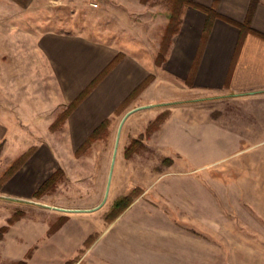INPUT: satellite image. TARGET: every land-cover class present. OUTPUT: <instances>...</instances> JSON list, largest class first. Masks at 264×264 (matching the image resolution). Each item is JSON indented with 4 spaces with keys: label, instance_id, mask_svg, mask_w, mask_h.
Returning a JSON list of instances; mask_svg holds the SVG:
<instances>
[{
    "label": "crops",
    "instance_id": "obj_1",
    "mask_svg": "<svg viewBox=\"0 0 264 264\" xmlns=\"http://www.w3.org/2000/svg\"><path fill=\"white\" fill-rule=\"evenodd\" d=\"M40 1L0 0V140L44 138L35 145L30 141L37 147L36 152L8 175L0 193L29 198L53 174L50 167L46 174L51 162L56 163V168L66 169L63 160L52 151L50 140L45 139L54 132L52 125L59 116L87 89L89 94L58 127L75 118L80 123L94 119L95 114L100 119L86 137L89 140L104 128L102 124H108L111 114L123 112L136 99H146L158 90L161 79L165 80L152 70V66H158L154 60L148 67L142 60L135 61L130 51H115L110 45L93 44L85 52L77 45L68 52L61 41L64 34L45 29L42 19L36 21V17L43 18V10L36 5ZM192 1L214 7L222 18L215 19L210 33L204 36L206 14L184 7L181 24L161 64L171 88L170 97L187 90L192 95L235 99L243 105L236 106L233 124L226 117L212 123L210 117L198 120L195 115L183 118L172 114L170 120L178 125L173 131L164 132L161 140H182L193 149L198 146L202 160L199 166L209 163L211 144H217V160L227 161L235 156L236 175L240 178L245 175L243 163L249 157L250 183L243 178L240 183L235 182L236 199L241 201L236 209L243 210V194L250 193L252 210L258 217L264 215L259 202V195L264 193V170L260 166V161H264V0H259L250 18L249 26L254 31L239 26L248 19L252 0ZM118 56L119 60L107 71ZM150 77L145 88L133 96ZM162 95L159 90L160 99ZM87 108L89 116L79 117ZM136 110L128 111L127 117ZM36 130L45 131L35 134ZM30 149L12 156L11 162ZM71 171L66 170V178L90 173ZM109 172L110 168L101 170L100 179H93L94 184L89 187V182L74 180L75 190H92L85 191L76 201L53 200L62 195L60 186L57 195L34 203L33 215L10 226L8 232L22 235L20 242L25 243L18 253L13 248L11 257L7 251L8 260H24L31 251L27 264H211L210 240L194 232L195 224L206 228L211 224L210 179L206 184L191 171L162 174L153 190L147 189L117 213L116 201L126 197L122 179L126 170H113L111 200L106 202L103 199ZM223 190L226 186L220 187L219 191Z\"/></svg>",
    "mask_w": 264,
    "mask_h": 264
},
{
    "label": "rangeland",
    "instance_id": "obj_2",
    "mask_svg": "<svg viewBox=\"0 0 264 264\" xmlns=\"http://www.w3.org/2000/svg\"><path fill=\"white\" fill-rule=\"evenodd\" d=\"M126 1L128 0H41L36 5L43 10V18L36 17V21L42 19L45 29L64 34L61 41L67 45L68 52L73 51L77 45H80L78 48L83 51L93 44L110 45L115 51H130L136 57L135 61L142 60L148 67L152 66L154 60L158 66L154 69L152 66V70L166 80V70L161 64L168 53L173 36L168 18L172 1ZM165 80L161 79V86L157 91L153 90L146 99H136L123 112L111 114L108 124L89 140L86 137L98 123L96 120L100 119L95 114L94 119L80 123V120L75 118L51 132L49 139L45 140H50L52 151L63 160L66 169L56 168V163L51 162L46 174L49 173L50 167L53 174L57 173V180L41 198L0 193V264H13L8 260V256L13 248L18 249L17 253L21 251L25 243L20 242L22 235L15 231L8 232L10 219L14 224L23 217L33 215L31 206L39 203L43 197L57 195L60 186L62 195L53 197V200L76 201L78 197L80 199L85 191L90 193L92 190L82 187L75 190L72 187L75 185L73 181L77 179L89 182V187L94 184L93 179H100L98 174L101 170L109 168L103 199L106 202L111 200L109 189L113 170H126V177L122 178L125 180L124 191L126 196L129 195L133 200L147 189H152L155 181L165 173L191 171V175L200 181L205 180L206 184V180L210 179L211 224L209 228L195 224L194 232L210 240L211 264H264V215L259 214L256 217L252 210L250 193L243 194V210L236 209L241 201L236 199L235 182L240 183L243 178L242 181L250 183V158L244 160L245 175L240 178L236 175L235 156L227 161L217 160V144H211L210 160L207 159L209 163L199 166L202 160L198 146H195L194 150L193 146H188L181 142L182 140H161L164 132L173 131L177 127L178 124L170 120L176 113L183 118L195 115L200 118L198 120L210 117L212 123H218L220 117H226L227 122L233 124L236 106L243 105V102L231 98L192 95L187 90L176 91L173 98L170 97L171 88ZM179 84L184 86L181 81ZM159 90L163 92V99L158 97ZM166 92L169 96L164 95ZM62 105L60 107L63 109ZM135 109L138 110L127 117L126 113ZM87 114L89 116L88 108L78 116L82 118ZM160 116H163V119L158 123V127L149 133L148 127ZM44 131L36 130L35 134ZM42 140L43 137H36V140H0V171L3 174L0 177V187H3L9 178L8 170L14 172L21 166L27 157L36 152L37 147L34 145ZM117 140L119 143L116 146ZM30 141L34 145L29 144ZM115 146L117 153H114ZM30 147L28 153L19 155L15 162H11L12 156L21 154ZM128 149L129 153L126 155ZM237 157L241 162V157ZM60 158L56 157V160ZM260 164L264 170V161H260ZM7 166H10L8 170L5 169ZM80 169L90 173H81L77 178H66V170L71 173V170ZM223 186H226V191H219ZM259 197V202L262 203L260 211L264 214V193ZM110 212L113 213V210ZM8 225V230L4 232L2 228ZM16 238L18 240L15 241ZM23 239L25 241V236ZM7 251L10 253L8 256ZM28 254L31 255V251L26 254L25 261Z\"/></svg>",
    "mask_w": 264,
    "mask_h": 264
},
{
    "label": "trees",
    "instance_id": "obj_3",
    "mask_svg": "<svg viewBox=\"0 0 264 264\" xmlns=\"http://www.w3.org/2000/svg\"><path fill=\"white\" fill-rule=\"evenodd\" d=\"M143 2L147 1V0H142ZM172 1V7L170 9V12L168 14V18H169V28L170 30H172V35H174L177 30L179 25L181 24V16H182V12L184 7L186 6H191L194 7L196 9H199L201 11H203L206 16V24L204 27V36H207L213 26V23L215 21V19L217 18H222L221 15L216 11V9L214 7H205L202 5H199L195 2H193L192 0H171ZM219 1V0H216ZM259 0H252V3L250 5V9L248 12V19L246 20V22L242 25L239 24V26L241 27L242 30H246V31H254L252 28H250L249 24H250V18L251 15L256 7V5L258 4ZM119 60V56L116 58V60L108 67L107 71L109 69H111V67H113L116 62ZM151 80V77L148 78V80L142 85L140 86L138 89L135 90V92L133 93V96L137 95L139 92H141L143 90V88H145V86L149 83V81ZM90 89H87L79 98L78 100H76V102L72 103L60 116L59 118L56 120V122L54 123V125H52V130H55L63 121L66 117H68L70 115V113L77 107V105L89 94ZM163 119V116L158 117L151 125L150 127H148V132H152L153 129H155V127L158 125V123ZM105 125H107V122H105L104 124H102L103 127H105ZM158 127V126H157ZM101 129V128H100ZM98 129L95 134L100 130ZM152 130V131H151ZM95 134L93 135V137L95 136ZM91 137V138H93ZM90 138V139H91ZM129 153V149L126 151V155H128ZM12 171L8 170V175L11 173ZM57 180V173L52 174L33 194L34 198H41L46 192L49 191V189L51 187L54 186V184L56 183ZM133 201V199L128 195L124 198H120L118 201H116L115 205H114V210L118 213L121 212L124 208H127L128 205H130V203ZM8 224L11 226L13 224V221L10 219L8 221ZM8 226H4L2 229L5 232L6 230H8L9 228ZM29 255V254H28ZM13 264H27V262L25 260H21L18 261L16 263Z\"/></svg>",
    "mask_w": 264,
    "mask_h": 264
},
{
    "label": "water",
    "instance_id": "obj_4",
    "mask_svg": "<svg viewBox=\"0 0 264 264\" xmlns=\"http://www.w3.org/2000/svg\"><path fill=\"white\" fill-rule=\"evenodd\" d=\"M131 113V112H130ZM128 116V115H127ZM118 145V140H117V142H116V146ZM117 150V149H116ZM116 150H115V153H116Z\"/></svg>",
    "mask_w": 264,
    "mask_h": 264
},
{
    "label": "built area",
    "instance_id": "obj_5",
    "mask_svg": "<svg viewBox=\"0 0 264 264\" xmlns=\"http://www.w3.org/2000/svg\"><path fill=\"white\" fill-rule=\"evenodd\" d=\"M96 5V4H95ZM97 6V5H96Z\"/></svg>",
    "mask_w": 264,
    "mask_h": 264
}]
</instances>
